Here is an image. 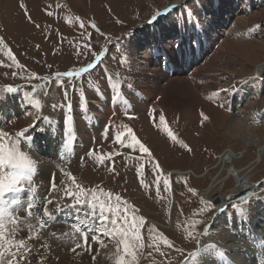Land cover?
Instances as JSON below:
<instances>
[{"label":"rangeland","instance_id":"obj_1","mask_svg":"<svg viewBox=\"0 0 264 264\" xmlns=\"http://www.w3.org/2000/svg\"><path fill=\"white\" fill-rule=\"evenodd\" d=\"M172 1L0 0V40H3L0 44V113L12 96L27 99L18 114L7 111L3 122H0V130L14 135L30 124L35 125L30 130V138L19 143L21 153L41 156V165L49 172L53 170L52 166H65L64 171L75 176L76 182L83 188L96 190L99 199L110 207L120 209L129 223L125 224L121 219L118 224L122 225V230L128 229L129 235L132 234L129 228L131 219L144 220L139 225L143 247H135L136 259L133 261L130 256H125L122 245L117 243L119 236L113 240L98 231L101 227L99 209L95 218L86 220L83 210L92 211L87 204H77L70 196L60 195L68 187L76 191L69 177L61 173L62 178L58 179L52 172L48 180L43 176L38 179L35 172L37 179L41 180L36 181L41 193L36 192L38 198L32 200L34 204L36 202L32 216H28L25 205L12 208L17 212L14 215L17 223L13 239H23L27 245L25 256L18 258V264H116L122 256L126 264H264V117L258 124L251 123L256 130L254 142H245L246 134L233 127L244 119L255 120L254 113L264 110V71L262 76L256 72L264 63V0H199V7L196 0H185L179 7L184 13L182 17L178 18L174 12L170 14L176 20L177 41L182 23L190 26L195 22L210 27L211 30L208 28V32L202 34L204 43L211 46L205 52V57H208L206 62L210 63L207 66L198 65L188 75H184V72L180 75L177 70L174 78H168L147 49L138 47L137 54L131 55L130 39L136 38L137 45L149 40L150 35L157 31L158 24L151 22L152 16L157 11H165ZM21 2L26 5L32 22L20 8ZM184 5L188 6L190 13L184 9ZM190 15L191 19L188 18ZM205 20L209 23L205 24ZM81 22L84 28L80 27ZM36 24L40 27L37 28ZM92 24H96L105 35H99L91 28ZM128 34H131L130 37ZM205 36H209V40ZM107 37H123L121 43L128 49H120L119 45L114 49L108 44L105 62L99 68L94 66L92 73L75 77L74 82L66 78L56 79L58 72L92 63L93 53L101 52V45ZM224 40L225 47L219 49ZM175 42L169 39L154 48H166L165 52L171 54L178 51L171 47ZM85 45H90V50ZM9 52L15 57V62L9 57ZM135 57L138 60H134ZM198 58L190 66L186 64V69L193 68ZM141 71L145 75L148 72L161 76V85L166 88L169 83L172 85L176 80L184 79L195 94L196 108L197 103L205 101V111L198 107L197 117L185 118L179 107L166 104L165 91H161L162 95H152L155 99L150 103L144 101L143 108L135 112H113V116L102 123L103 131L93 136L86 150L80 151L77 157L73 154L72 146L71 151H64L62 145L66 137L61 138L57 130V137L54 134L58 108L66 107L69 115L74 109L82 111L89 108L96 92L110 94L112 91L115 97L128 94L130 89H137ZM193 72L195 76L203 75L206 83L214 81L213 84L217 86V93L212 94L209 100L203 93L212 89L211 86L206 84L205 90L197 92V77H191ZM69 84L72 86L69 87ZM9 87L16 91L8 93ZM241 89L245 91L241 92L242 95ZM168 91L169 94L172 92ZM247 94H250L248 98L251 100L247 99ZM37 100L41 105L39 109L35 107ZM147 104L152 106L147 107ZM153 109L154 112L151 111ZM202 114L208 120H204ZM160 115L165 117L167 128L180 143L171 140L164 126L159 125ZM62 125L66 127L64 122ZM129 128L149 148L151 160L148 154L122 147L116 142L118 134L121 139L130 142L127 135ZM105 133L106 139L103 138ZM52 136L55 143L58 140V150L66 155L64 164L58 163L57 151L50 146ZM23 143H27L25 149ZM44 143L50 146V151H45ZM181 143L187 147H182ZM227 152L234 154L236 159L223 161ZM153 162L159 168L154 169ZM53 163H56L55 166ZM141 165L143 171L140 170ZM10 171L11 168H5L0 170V174ZM176 171L184 175H175ZM53 177L58 188L56 192L51 190ZM25 183L21 185L24 189L29 187ZM252 187L253 196L257 194L253 202L230 207L226 212L227 217L224 215L213 228L216 210L224 209L233 199L240 204L241 196H245ZM107 192L112 193L111 198L103 195ZM54 194L63 200L57 201ZM229 194L241 196L229 199ZM116 196H120L121 201L117 202ZM11 198L13 200V195L6 199L11 201ZM201 198L211 199L216 208L200 213ZM45 200L54 203L49 210L51 217L45 216L47 223L41 228L35 210L39 204L38 212L44 210L45 206L39 202ZM124 201L134 211L125 212ZM62 210V213H74L75 220L86 222L80 224L81 227L69 224L73 218L55 223V216ZM79 211H83L82 214ZM113 218L114 215H109V219ZM197 221L202 222L196 224ZM5 225L6 232L13 227L7 220ZM76 228L83 235L77 233ZM189 232L192 233L191 238ZM97 240H103V245ZM166 240L171 241L173 247H167ZM77 244L82 246L77 247Z\"/></svg>","mask_w":264,"mask_h":264},{"label":"snow or ice","instance_id":"obj_2","mask_svg":"<svg viewBox=\"0 0 264 264\" xmlns=\"http://www.w3.org/2000/svg\"><path fill=\"white\" fill-rule=\"evenodd\" d=\"M19 6L21 9L24 10L26 18L30 22H32L31 16L28 15L26 5L21 2ZM196 6L199 7V0H196ZM178 7L180 6L172 5L171 8L166 9L165 12L157 11L152 16V23H155L157 20H159V23L156 24L157 31L153 32L150 35V39L145 41L141 45H137L136 38H131V55L137 54L138 47L141 49H147L151 54L157 57L156 62L162 68L173 63L176 64L177 68H180L183 66V63L187 61L189 56L194 58L196 52L202 48L201 35L204 32V26L203 24L197 25V23L195 22L192 23L190 26L189 24L185 25L182 23L179 31L180 39L179 41H177L176 20L174 16H168V12H170L173 8ZM184 9L187 10L189 13L191 12L187 5H184ZM48 15H51V13H48ZM161 17H165V19H160ZM191 17L192 16L190 15L189 19ZM204 23L207 24L209 22L205 20ZM35 26L37 28L40 27L39 24H36ZM80 27L84 28V23L81 22ZM91 28L95 29V31L99 35H105L104 32L100 31L96 24H92ZM130 35L131 34H128V37H130ZM169 39L176 41L173 45H171V47L178 51H174L169 55H164L163 52L158 53L157 49L152 47L153 44H160ZM122 40L123 37H107L104 44L101 45V52L99 54L93 53L94 59L92 63H88L86 66L79 67L71 71L58 72L56 74V79L60 80L61 78H66L68 81L74 82L75 77H82L84 76V74L92 73L94 71V66L95 68H99V66L105 62L104 58L108 52V48L106 47L108 44H111V47L114 49L117 47V45H119L120 49H128L125 44L121 43ZM2 43L3 40H0V44ZM85 48L90 50V45H85ZM8 55L15 62V57L12 56L11 52H9ZM128 55L129 57H131L129 53ZM128 62L129 64H131V59H129ZM68 86L71 87L72 85L69 84ZM14 91H16V89L12 87L7 88L8 93H12ZM64 95L65 97H67V91H65ZM40 106V101L37 100L35 103V107L39 109ZM151 111L154 112L155 110L153 109ZM29 115H31V113H29ZM202 116L204 120H208V117L206 115L202 114ZM159 125L164 126V130L167 132V135L171 140L180 143V141L177 140V137L172 133V131L167 128L165 117L163 115H160L159 117ZM34 126L35 125L30 124L28 127H24L21 130L15 132L14 135L12 133H9L8 131L0 130V170L5 168H11L10 172L0 174V264H18V258L24 257V250L27 249V245L25 244V241L23 239H13V235L16 230L15 226L17 223V217L13 215L11 209L14 206L20 204V201L19 199H13L9 201L8 199H6V196H8L9 194L19 195L23 193L25 189L21 187V185L24 181H29L31 183L32 177L36 172V167L34 163L31 162L28 157L21 153L18 149V145L22 140H27L30 138V130ZM66 127L67 131L64 133L66 140L63 143V149L64 151H71V146L75 139V134L73 130V118L71 115L66 117ZM127 135L130 137V142L121 139L120 134L116 135V142L122 147H127L128 149L133 150L138 149L140 152L148 154V157L151 160V153L149 151V148L137 139L135 134H133L131 128L127 130ZM103 138H107V133L104 134ZM181 146L185 148L187 147L182 143ZM60 155L61 157H63L64 152L62 151ZM101 159L103 158L101 157ZM153 166L154 169L159 168V165L155 164L154 162ZM140 170L143 171V165H141ZM63 175L69 177V179L72 181V184L75 185L76 191H73L72 187H68L62 192H60V195L70 196L73 200H75L77 204H87L92 209L93 216L96 215V210L99 209L101 227L98 229V231H100L104 236L111 237L113 240H115L116 237L119 236L120 239L117 241V243L122 245L123 253L125 254V256H130L132 260L135 261V247H143V244L141 243V233L139 231V225L144 223L143 218H140L139 221H137L135 217L131 219V224L129 225V228H131L132 234L129 235L128 229L122 230V225L118 224V221L121 219L124 221L125 224L129 223L128 218L120 213L119 208L110 207L106 204L104 200L99 199L96 194V190H87L83 188L80 184L76 182L75 176H73L71 173L64 171ZM141 183L143 184V181H141ZM165 186L167 187V184ZM145 187L147 186L145 185ZM51 190L54 192L58 191L54 177L52 178ZM31 191L33 192V194H35V189H32ZM189 191L191 192L193 190L189 189ZM194 194L198 195V193ZM103 195L107 198L112 197L111 192L103 193ZM115 200L119 202L121 201V197L116 196ZM46 203L51 205L53 204V201L47 200ZM124 204L126 205L124 209L125 212L134 211V209H132V207L127 204V201H124ZM200 204L202 205L199 210L200 213L211 212L216 208V205L211 199L205 200L201 198ZM34 207V202L30 200L25 209L29 217L32 216V209ZM223 210L224 209H221V212ZM43 215L50 218L52 213H50L48 208L45 207ZM109 215H114L115 218L109 219ZM6 220L9 224L13 225V227L11 229H8L7 232L5 225ZM201 222L202 221H197L196 224H199ZM44 223V221L40 222L41 228H43ZM196 224H194L193 227H195ZM109 225H111V227H109ZM75 231L80 235H83V233L80 232L79 228H76ZM149 233H151V229L149 230ZM205 234L207 235V233ZM188 236L189 238H191L192 233L189 232ZM97 242L103 245V240H97ZM165 243L167 247H173L171 241L166 240ZM5 245H7V247ZM81 246L82 245L77 244V247ZM73 250L75 251V249ZM161 255H163V253H161ZM6 256L8 257L7 260ZM116 264H126L125 258L123 256L120 257L117 260Z\"/></svg>","mask_w":264,"mask_h":264},{"label":"bare ground","instance_id":"obj_3","mask_svg":"<svg viewBox=\"0 0 264 264\" xmlns=\"http://www.w3.org/2000/svg\"><path fill=\"white\" fill-rule=\"evenodd\" d=\"M184 2H185V0H174V1H172V2H170L168 4V8L167 9L171 8L172 5H177V6H180L181 7ZM219 7H222V6H219ZM177 9H179V7L178 8H173L170 12H168V16H171L170 14L174 12V14L177 15L178 18L179 17H182L184 15L183 10L182 9H179L178 11H176ZM163 12H165V11H163ZM212 13H214V12H212ZM160 19H165V17H161ZM206 19H211V18H206ZM212 21H213V19H212ZM156 23H159V20H157ZM221 23L223 24L224 21L223 22L221 21ZM185 24H187V23H185ZM210 25H208V26H210ZM148 28L149 29H153V27H148ZM208 28H210V27H207L205 25L204 26V32H206V31L208 32ZM210 30H211V28H210ZM148 32H150V31H148ZM142 35H143V33H142ZM145 35H147V33H145ZM213 37H215V36H213ZM225 43H226V41L224 40L222 42L221 46H219L220 49H223L225 47L224 46ZM138 45H140V43H138ZM157 45L158 44H153V47H155ZM197 54H198V57L199 58L195 62L196 65L193 68L191 66V67H189L187 69V71H188L189 69L192 68V70L188 71L189 74L192 71H194L195 69H197V66L198 65L201 66V65L204 64V66H207L206 64L210 63L209 61H208V63L206 62V58H208V57H202L201 56L200 50L197 51ZM196 58L197 57H194L193 58V57L189 56L188 57V60L192 59L193 62H194L196 60ZM134 60H138V58L135 57ZM211 60H214V59H211ZM204 66H202V67H204ZM185 68H186V66H185ZM198 69H199V67H198ZM263 71H264V63L261 64L260 67L256 70L257 75H259V74L261 75V73ZM176 72H177V70L176 69H173V76H170L168 74H164L163 72L162 73L164 75H166L168 78H174L175 77L174 74ZM195 75L196 74H194V72H193L192 75H191V77H193ZM138 77H139L140 83L136 87L137 89H135V90L130 89L131 91L128 94L122 93L120 96L115 97V95H114L115 92L112 94V91H110V94H107V93L104 94V92H96L95 93L96 95H94L95 97H92L94 100L91 102V104H89V108H87L86 110L84 109L82 111H80L79 109H74L73 112H72V114L71 113L69 114L73 118V130H74V134H75V139L73 141L72 148H73V154H74L75 157H77V154L80 151L86 150L87 144L90 142V140L93 138V136H95V135L97 136V134H99V133H101L103 131L102 130L103 129L102 123L103 122H106L108 119H110L113 116V115L111 116V114L113 112H115V113H120V112H123V111H128V112L132 111V112H135L139 108H143L142 106H144V104H143L144 101L146 103H148V102L150 103L151 101H153L155 98H152V95L153 96L156 95V97L160 93L162 95V92L161 91H165L164 100H165L166 104L168 105V103H170L169 105H175V106L179 107V110H180L181 115L183 117H185V118H189V117L190 118H192V117L194 118L195 115H196V109L198 107H201L202 110H204V108L207 107V104L205 103V101H201V102L197 103V106L198 107L196 108V102H195L196 99H194L195 94L193 93V90L188 86L190 84H187L186 81H183L184 79H178V80H176L175 83L173 82L174 84H172V85H170V83L168 82L169 85L166 88V87H162V85H161L162 84L161 82H162V79H163L161 76L152 75V74H150L148 72L145 75V73L141 71ZM195 77H197V82H196V85H195V87H196L195 89H196L197 92L198 91L200 92L202 90H205V87L207 86L206 84H208L209 87L211 86L212 89H209L208 91H206L207 93H205V92L203 93L207 100H209V97L212 94H216L217 93V86L213 84L214 81H211L209 83H206L205 81H207V79H205V77L203 75H200V76L197 75ZM168 90H172V92L170 91L171 93L169 94L168 93L169 92ZM241 92L244 93L245 91L243 92L242 89H241L240 90V94H241ZM131 93H133L132 94V97H131ZM255 93H257V92L255 91ZM220 94H221V92L218 93V96L219 97H220ZM248 95L250 96V94H247L246 95L247 96V99H249L248 98ZM243 97H244V95H243ZM251 99L252 98H250L249 100H251ZM210 100H213V99H210ZM17 103H18V106H15ZM26 103H27V99L24 96H19V98L12 96V98L10 100H7L5 102V105L3 106V109L1 110V113H0V122H3V120H4V117L3 116H6V114H8L7 113L8 110L9 111L11 110L12 111L11 113H17L18 114L19 111H20V109H21V107L23 108V106L26 105ZM150 106H152V104H149V105L147 104V107H150ZM92 110L95 111L97 115L95 113L93 114V111ZM199 111H200V108H199ZM132 112H130V113H132ZM68 113L69 112H68V109L66 107H60V108H58V118H55V125H56L55 128L56 129L54 130V134H55V132L57 130L59 132V135L61 136V138H65L64 133L67 131V127L63 126L62 125V122H64V124H66V117L69 116V115H67ZM82 115L84 116V118H83ZM81 116H82V118H81ZM254 116L256 117L255 120H253V118L250 121L247 120V119H244L243 122H238V123L235 124V126H233L234 127V130L236 128V130H238V131L246 134V138H245L246 140H245V142H247V143H248V141L249 142H252V141L254 142V138H255V135L254 134L256 133V130L252 127V124L253 125L254 124H258L259 121H261V119L264 117V110H261L260 112H259V110L256 111V113H254ZM196 117H197V115H196ZM240 132H238V134ZM242 133L240 135H242ZM55 136H56V134H55ZM53 138H54V136H52L50 146L51 147L54 146V148L57 151L56 158L59 161L58 163H63L64 164L67 161L66 160V155L64 154L63 157H61L60 153L62 151L61 150H58V147H59L58 146V140L56 139L57 140V143H55V141H53L54 140ZM44 140H45V138H44ZM60 142H62V141H60ZM50 146H48L47 144L44 143L45 151H47V150L50 151ZM23 147L25 149L27 147V143L24 144ZM27 151H29V150H27ZM48 153H50V152H48ZM227 154H225L223 156V161H225V160L227 161L229 159H236V157H235L234 154H232L230 152H227ZM25 156H27L28 158H31V160L30 159L29 160L34 163V165L36 167V173L38 175V179H39V177H42L43 176V177H46V180H48L51 177V173L52 172H54L53 174L55 175V178H58V179L62 178V176H61L62 174L61 173H63V171L65 170V168H64L65 166H63L62 168L61 167L59 168V165L58 164H57L58 166H55L56 163H53L54 166H55V168H53V166H52V169L53 170H50L51 172H49V171H47L48 169H46L45 166L41 165V162H40L42 160V157L41 156L40 157H37L38 155L36 156L35 154L28 153V152H25ZM174 173H175V175H184L183 173H180V172H177V171L174 172ZM38 179H37L36 174H34L33 177H32L31 183L28 181V184H29L28 186L29 187H26V189H25V191L23 193H21L19 195H16V196L13 195V199H19V201H20V204H18L17 206H20V207L23 206V205L27 206V204H28V202L30 200L32 201L34 198H36L38 196L36 194V192L41 193V192H39V188L37 187V184H38L37 182L38 181H41V180H38ZM25 182H27V181H25ZM25 182L23 184H26ZM44 182L46 183V181H44ZM39 186H40V184H39ZM30 188H34L35 189V194H33V192L31 191ZM246 194L247 195H245V196H241V194H235V195L234 194L233 195H230L229 194L230 195L228 197L229 199L232 198V197H237V195L238 196H241L240 200L242 202L239 204V203L234 202L236 199H233L232 202L229 201V204L224 208V210L222 212H221V209H219L218 211L216 210V214L217 213L218 214L217 215L215 214L214 224H213L212 227L214 228L215 226L218 225V221H220L223 218V216L227 214L226 212L229 211V208L230 207H232V206L233 207H240V206H243V205L252 203L253 202V198H254V196H253V194H254V187H252L249 190V192H246ZM54 195H55V198L57 199V201L61 202L63 200V198L61 196L59 197L56 194H54ZM11 200H12V198H11ZM46 201L47 200L40 201L39 203H42L45 207L48 208V210H50L52 204L49 205V204L46 203ZM35 205H36V202H35ZM37 206L39 207V205H37ZM38 207H37V209L35 211L37 212V214H39V217L41 218L43 216L40 215V213L38 212ZM227 208H228V210H227ZM13 210L14 209H11L13 215H16L17 212H14ZM83 211L86 214V215L84 214V216L86 217V220H89L90 221V218L89 217L95 218L92 215V211L91 210L84 209ZM83 211H79L78 213L79 214H82ZM62 212H63V210L60 211V213L58 212L59 214H57L55 216V221H54L55 223L58 222V221H59L58 223H61L60 222L61 220H63V221H67V220L70 221L73 217H75V214L74 213H71L70 211H65L64 213H62ZM251 216L253 217V214ZM226 217H227V215H226ZM39 221H40V219H39ZM71 222H73V223H71ZM85 222H86L85 220L78 221V220H75L74 219L73 221H70L69 224H74L75 226L79 225V227H81L80 224H84ZM70 242H69V244H70ZM241 249H244V247H241Z\"/></svg>","mask_w":264,"mask_h":264},{"label":"crops","instance_id":"obj_4","mask_svg":"<svg viewBox=\"0 0 264 264\" xmlns=\"http://www.w3.org/2000/svg\"><path fill=\"white\" fill-rule=\"evenodd\" d=\"M219 46H221V45H219ZM219 49H220V47H218ZM217 51V50H216ZM215 52V51H214ZM216 53V52H215Z\"/></svg>","mask_w":264,"mask_h":264},{"label":"built area","instance_id":"obj_5","mask_svg":"<svg viewBox=\"0 0 264 264\" xmlns=\"http://www.w3.org/2000/svg\"><path fill=\"white\" fill-rule=\"evenodd\" d=\"M257 192H258V190H257ZM257 195V194H256ZM256 195L254 196V197H256Z\"/></svg>","mask_w":264,"mask_h":264}]
</instances>
